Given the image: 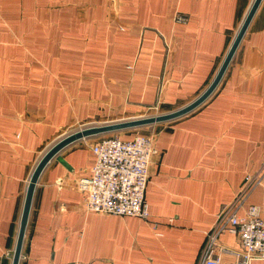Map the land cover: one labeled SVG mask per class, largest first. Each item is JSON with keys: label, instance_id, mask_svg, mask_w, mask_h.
I'll return each mask as SVG.
<instances>
[{"label": "crops", "instance_id": "crops-1", "mask_svg": "<svg viewBox=\"0 0 264 264\" xmlns=\"http://www.w3.org/2000/svg\"><path fill=\"white\" fill-rule=\"evenodd\" d=\"M253 1L0 0V264L12 263L45 152L84 126L195 100ZM151 125L159 155L145 188L148 218L83 209L74 183L89 174L98 138H82L39 174L18 264H197L224 206L239 215L256 206L264 217V0L211 94ZM246 175L260 183L235 199ZM220 242L241 248L232 234Z\"/></svg>", "mask_w": 264, "mask_h": 264}, {"label": "built area", "instance_id": "built-area-1", "mask_svg": "<svg viewBox=\"0 0 264 264\" xmlns=\"http://www.w3.org/2000/svg\"><path fill=\"white\" fill-rule=\"evenodd\" d=\"M173 20L184 23L187 17L175 13ZM92 150L95 162L89 174L74 183V187L84 193L83 209L148 218L145 188L150 166L159 155L153 135L136 133L127 139L117 135L107 136L95 142ZM259 183V177L246 175L245 183L235 199L247 188ZM225 233L237 237L240 250L220 242V236ZM223 254L232 255L233 261L224 262ZM253 262L264 264V217L256 206H249L244 215H239L234 203L228 204L218 212L215 222L205 231V244L197 264Z\"/></svg>", "mask_w": 264, "mask_h": 264}, {"label": "water", "instance_id": "water-1", "mask_svg": "<svg viewBox=\"0 0 264 264\" xmlns=\"http://www.w3.org/2000/svg\"><path fill=\"white\" fill-rule=\"evenodd\" d=\"M260 0H254L249 11L247 12L241 26L238 29L237 34L235 35V38L233 42L231 43V46L220 66L218 69L215 77L213 80L210 82V84L207 86V88L192 102L187 104L186 106H183L179 109L164 113V114H159L155 116H147V117H140V118H133L130 120L126 121H119V122H112L109 124L105 125H96V126H88L85 128H82L80 130L74 131L70 134L65 135L62 137L60 140L55 142L46 152L45 154L41 157L37 165L35 166L31 177L28 182L26 194H25V199H24V205H23V210L21 214V219H20V224H19V230L17 234V240L15 244V248L13 251V258H12V263L11 264H18V260L20 257V251H21V244L23 240V235H24V230L25 226L27 223V218L29 215V209L32 201V196L34 192V188L37 182V179L39 177V174L41 173L42 169L44 166L49 162L51 158H53L55 155L58 154L59 151H61L65 146L68 144L75 142L77 140H80L85 137L93 136V135H98L110 131H116L120 129H125V128H134V127H140L143 125H151V124H156L164 121H168L174 118H177L179 116H182L192 109H194L196 106H198L201 102H203L214 90L216 85L218 84L219 80L221 79L235 49L237 48L253 14L255 13V10L259 4Z\"/></svg>", "mask_w": 264, "mask_h": 264}, {"label": "rangeland", "instance_id": "rangeland-1", "mask_svg": "<svg viewBox=\"0 0 264 264\" xmlns=\"http://www.w3.org/2000/svg\"><path fill=\"white\" fill-rule=\"evenodd\" d=\"M170 111L171 110H167L166 108H160V107L159 108H148V109L143 110L142 112H137L136 114H133L132 116H129L128 118H123L120 121H126V120H130L133 118L155 116V115L164 114V113H167ZM114 122H119V121H114ZM164 122H166V121H164ZM109 123H112V122H107V123L104 122V123L93 124V125H89V126L105 125V124H109ZM152 126L153 125H143L140 127L125 128V129H120V130H116V131H110V132L98 134V135H95L98 138L95 142L99 141L103 137L112 136V135H117V136H120L121 138L127 139L128 137H130L131 135H134L136 133H138V134H151L150 129ZM82 128H85V126ZM82 128H80V129H82ZM80 129H77V130H80ZM77 130H75V131H77ZM72 132H74V131H72ZM72 132H70V133H72Z\"/></svg>", "mask_w": 264, "mask_h": 264}]
</instances>
